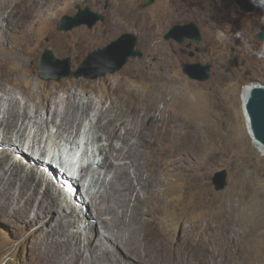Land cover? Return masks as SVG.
<instances>
[{"label":"rangeland","instance_id":"obj_1","mask_svg":"<svg viewBox=\"0 0 264 264\" xmlns=\"http://www.w3.org/2000/svg\"><path fill=\"white\" fill-rule=\"evenodd\" d=\"M24 1L17 2L22 5ZM145 1L48 0L46 9H36L28 16L26 27L8 31L4 39H0V80H4L0 86L10 88L29 104V94L22 92H31L37 98L40 91L56 90L61 96L67 92L64 88L76 90L83 100L87 98L96 103L95 110L99 109L101 114L111 115L125 129L139 131L140 139L136 135L134 139L140 146L154 151L160 172L155 188L162 200L163 223L155 229L162 228L171 238L175 237L172 241H178L175 245L178 247L184 236L187 239L199 237L206 242L208 230L200 221L212 225L222 223L225 236L233 238L237 248L234 253L222 252V264H264V155L247 132L240 98L244 84L252 80L264 83V42L257 37L264 28V1L260 11L247 12L241 10L235 0H153L149 6L142 7ZM32 4L37 7L36 1ZM77 6H87L103 14L104 20L90 28L83 24L68 31L58 30L62 16L75 15ZM192 22L200 29L199 43L188 38L182 43L164 38L174 24ZM125 33L136 37L135 48L142 56L128 58L119 71L97 79L72 75L60 81L41 78L60 73L48 62L43 70L39 69L38 61L44 50H50L57 58H70L73 70L83 64V71L91 73L111 50L99 56L93 52L106 48ZM17 50L24 51L25 70L16 73L9 70L11 66L5 59ZM86 58L89 60L85 62ZM189 63H209L210 77L204 81L189 79L182 69ZM45 113L42 110L43 116H39L35 124H28L22 147L16 145L19 148L16 155L0 154V157L5 156L0 174L9 170L0 181V264H41L37 248L67 238L73 246L75 244L85 264H113L115 259L118 264H126L120 258L124 253L119 252L115 258L111 253L102 257L101 250L85 242V238L100 240L107 243L110 252H115V247L105 240L110 238V232L103 231L104 226L90 204L94 191L86 188L89 179L83 186L79 178V165L86 164L95 154L96 161L100 160L99 147L106 144L104 139L96 138L93 112L85 115L81 122H74L79 125L77 132L44 122ZM2 114L0 110V127ZM196 135L198 145L194 140ZM124 139H115L113 146L121 147L130 140ZM2 140L0 137V148L10 145ZM4 150L9 151V148ZM45 151L53 155L52 167L61 175L59 163L68 168L77 166L72 174L78 177L73 179L75 184L70 188L77 193L78 189L81 191L80 205L62 186L64 181L37 175L36 171H44L39 165L47 163L38 159L36 153L44 155ZM96 169L97 165L91 168ZM222 169L227 172V186L216 190L212 177ZM10 170L32 177L30 183L35 189L36 201L26 217L16 214L8 202L2 205ZM65 175L61 180L67 182L69 178ZM19 183L16 176L15 184ZM202 191L207 193L203 195ZM43 192L57 197L59 205L57 211L46 210L38 216L34 209L43 198ZM81 205L87 206L85 214ZM251 211L256 214L253 226ZM56 219H61L60 226L55 225ZM106 219L113 220L110 215ZM187 227L194 228L196 235ZM122 236L126 238L127 232L123 231ZM195 247L186 246V253L198 264H205L207 253ZM66 251L70 254L69 249ZM66 261L69 263L70 259Z\"/></svg>","mask_w":264,"mask_h":264},{"label":"bare ground","instance_id":"obj_2","mask_svg":"<svg viewBox=\"0 0 264 264\" xmlns=\"http://www.w3.org/2000/svg\"><path fill=\"white\" fill-rule=\"evenodd\" d=\"M17 1L0 0V39L5 37L8 31H20L26 27V19L36 9L44 10L49 6L48 0H25L22 5H19L20 3ZM33 1H36L37 7L32 4ZM22 53L20 50H17L9 54L8 57L5 56L6 63L11 66L9 68L11 72L17 73L25 70ZM46 64L47 62H44V66ZM49 65L54 67L51 63ZM11 80V78L8 79L10 84ZM0 87V110L3 113L1 116L0 137L3 139V142L10 143L11 145H4L3 148H0V154L2 155L17 154L19 148L16 145L18 144L22 147L21 142L24 139L28 124H35L38 117L43 116L42 110H45L47 113V117L45 118L44 116V122H52L58 129H74L75 132H77L79 125L74 122H81L85 115L89 114L90 111L93 112V126L96 138L104 139L106 144L99 147L100 160L96 161L97 157H95V154L94 156L92 155V159H88L86 164L79 165V178L83 180V186H85L87 179H89L86 188L94 191V194L90 197V204L104 226V228L102 226L103 231L107 229L111 234L108 240L105 239L106 242L115 247V252H110V247L107 243L85 238L87 246L91 248L97 247L99 251H102V257H106L110 253L113 254V257H116L119 252H122L125 255H122L120 258H123L122 260L126 264H198V261L195 262L185 251L186 246L194 245L196 246V250L199 249L204 251L205 254L207 253L205 264H222L220 255L223 254V251L237 252L234 239L225 236L222 223L212 225L200 221V223L205 225L203 228L208 230L205 235L206 242L204 243L199 237L187 239L184 236L179 241L180 246L178 247H175L178 241L175 243L172 241V238L175 237L171 238V235L164 232L162 228H159V231L155 229L158 224L161 225L163 223L161 219L163 214L162 200L159 191L155 188V183L159 180L160 172L157 167L158 162L153 156L154 151L148 149L150 148L148 146H140L134 139L135 135L137 139H140L141 133L139 131L132 130L131 128L125 129V126L119 125L118 121L112 118L111 115L101 114L99 109L95 110L97 108L96 103L87 98L83 100L76 90L68 91L64 88L63 90L67 92L61 96L56 90H48L49 92L40 91L37 93V98L36 94H30L31 92H22L23 95L29 94L27 95L29 102H31L29 104L27 101L19 99L10 88L4 85ZM246 90L247 88H244L243 98ZM59 97L60 100L58 101ZM51 105H55L53 109H49ZM200 110L203 111V107H200ZM41 118L43 119V117ZM69 118L72 119L69 121ZM120 137L126 140L130 139L131 141L127 140L124 145L115 148L113 142ZM194 140L197 141L195 144L198 145L199 136L196 135ZM4 148H9V151H5ZM36 155L38 156L37 158L53 159V156L51 157L47 151L44 152V155L40 153H36ZM4 157H0V165ZM41 161L44 162L43 160ZM32 165L36 166L34 162ZM94 165H97V171L91 170ZM8 171L6 170L4 174L7 175ZM36 172L37 175L42 177L47 176L60 182L64 181V185L62 184V186L67 188L76 197L80 205L79 196L82 194L81 191L78 189L77 193L74 188H70L71 185L75 184L73 176L69 177L62 172L69 180L67 182L65 179L61 180V176L64 175L57 172L52 165L44 168V171L38 170ZM4 174H0V181L4 180ZM16 176L20 180L18 185L15 184ZM31 179V176L23 175L19 171L10 170L6 179L8 187L3 191V207L8 202V205H10L16 214L28 216L32 203L36 201L35 189L30 183ZM86 190L84 193H87ZM206 193V191H202L203 195ZM42 196L43 198L37 201L36 208L34 209L36 215L44 213L46 210L57 211L56 207L59 205L57 197H51L46 194ZM82 210L83 214H85L87 206L86 208L82 206ZM45 215H48V213ZM107 215L112 217V222L106 219ZM250 215L254 217L251 220V225L253 226L256 224V214L251 211ZM82 221L86 223L85 220ZM61 224V219H56L55 225L60 226ZM188 229L196 235L194 228L187 227ZM123 231L127 232L126 238H122ZM225 241L227 243L223 244ZM214 242H218L219 245H216ZM67 244H69V247ZM71 246L72 249H70ZM66 249H69L71 255ZM76 249L75 244L73 246L68 238L65 241L55 240L48 247L39 246L37 248V257L41 264H85ZM66 258L70 259L69 263L66 261ZM116 260L113 264H118Z\"/></svg>","mask_w":264,"mask_h":264},{"label":"water","instance_id":"obj_3","mask_svg":"<svg viewBox=\"0 0 264 264\" xmlns=\"http://www.w3.org/2000/svg\"><path fill=\"white\" fill-rule=\"evenodd\" d=\"M153 0H147L142 3V7H147L152 4ZM264 0H235L239 8L243 11H260L263 8ZM104 15L99 12H94L85 6L81 8L77 6V12L73 16H62L58 30L68 31L74 27L85 24L88 28L92 27L97 21H103ZM257 37L264 42V28L257 34ZM165 39H175L178 43H182L184 39L188 38L199 43L201 41V32L199 26L196 23H186L183 25L174 24L164 35ZM136 37L131 34H122L115 41L111 42V45L106 48L99 49L93 52V54L99 56L106 50H111L109 55L101 60L102 63L98 65L95 72H84L80 65L76 70L71 69L70 58H57L48 49L44 50L42 59L38 61L39 69L45 68L44 62L54 65V69L60 70V73L55 77L41 76V78L49 79L54 78L56 81H60L64 77L70 75L74 77H84L88 79H97L105 74H113L119 71L128 58L141 57L142 53L135 48ZM89 59L86 58L85 62ZM84 62V63H85ZM211 65L206 63L204 65L200 63L184 64L182 69L183 73L189 78L197 81H204L210 77ZM247 88L244 98L243 91ZM241 109L245 119V125L247 132L252 140L254 146L264 155V83L259 81H250L242 86L240 93ZM213 186L216 190H221L227 186V172L222 169L213 174L212 177Z\"/></svg>","mask_w":264,"mask_h":264},{"label":"clouds","instance_id":"obj_4","mask_svg":"<svg viewBox=\"0 0 264 264\" xmlns=\"http://www.w3.org/2000/svg\"><path fill=\"white\" fill-rule=\"evenodd\" d=\"M51 155V157L53 156L52 154H50ZM38 159H40V158H38ZM40 160H43L44 162H46L47 164H45V165H43V166H41V165H39L40 167H42V168H46V167H50L51 165H52V160L50 159V158H46V159H40ZM71 165H73V164H71ZM75 165V164H74ZM59 166H60V168L62 169V172L64 173V174H66L67 176H69V177H72L73 176V178L74 179H76L77 177H78V174H72V172H76L77 171V166L75 165V166H71V168H68V167H66L64 164H62V163H59Z\"/></svg>","mask_w":264,"mask_h":264}]
</instances>
